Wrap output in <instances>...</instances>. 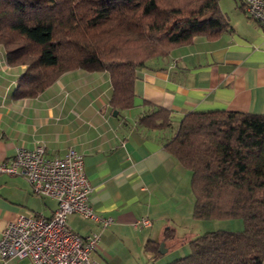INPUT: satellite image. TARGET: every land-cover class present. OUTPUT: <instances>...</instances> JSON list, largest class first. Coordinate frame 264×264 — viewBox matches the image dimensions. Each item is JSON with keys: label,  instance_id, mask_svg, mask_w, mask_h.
Here are the masks:
<instances>
[{"label": "crops", "instance_id": "crops-1", "mask_svg": "<svg viewBox=\"0 0 264 264\" xmlns=\"http://www.w3.org/2000/svg\"><path fill=\"white\" fill-rule=\"evenodd\" d=\"M232 6L233 16L225 17L227 29L215 38L198 35L138 68L133 105L115 114L104 70H68L36 96L14 97L17 78L26 67L9 65L0 45V159L11 157L19 146L39 144L47 157L62 156L69 147L82 154L91 186L89 204L113 221L102 228L72 213L67 225L79 234L99 233L98 250L92 255L99 264H157L163 253L203 233L190 215V172L164 145L188 112L264 114V32L245 12L243 0H234ZM157 106L170 110L169 127L138 122ZM56 205L54 198L34 194L23 176L0 173V236L8 221L22 214L50 217ZM141 217L150 224H137ZM168 227L174 237L165 239ZM149 242L158 244V254ZM28 262L27 257L0 260Z\"/></svg>", "mask_w": 264, "mask_h": 264}, {"label": "trees", "instance_id": "trees-1", "mask_svg": "<svg viewBox=\"0 0 264 264\" xmlns=\"http://www.w3.org/2000/svg\"><path fill=\"white\" fill-rule=\"evenodd\" d=\"M228 22L219 0H0V45L9 65H25L14 97H34L62 73L107 71L113 110L133 105L136 70L198 35L215 38ZM171 125L170 110L139 117ZM190 171L196 220L240 218L237 231L210 230L165 264H261L264 261V114L188 112L165 142ZM174 237L168 227L164 238ZM158 254V244L149 242Z\"/></svg>", "mask_w": 264, "mask_h": 264}, {"label": "built area", "instance_id": "built-area-1", "mask_svg": "<svg viewBox=\"0 0 264 264\" xmlns=\"http://www.w3.org/2000/svg\"><path fill=\"white\" fill-rule=\"evenodd\" d=\"M243 1L247 15L264 32V0ZM0 173L23 176L34 194L57 202L50 217L22 214L7 222L0 236V260L27 257L28 264H99L92 256L98 250L99 233L83 235L67 225V216L72 213L93 220L102 228L113 221L89 204L91 186L81 153L69 147L62 156L47 157L43 144L33 148L19 146L11 157L0 159ZM136 222L150 224L146 217Z\"/></svg>", "mask_w": 264, "mask_h": 264}, {"label": "rangeland", "instance_id": "rangeland-1", "mask_svg": "<svg viewBox=\"0 0 264 264\" xmlns=\"http://www.w3.org/2000/svg\"><path fill=\"white\" fill-rule=\"evenodd\" d=\"M233 2H234V0H219L220 8L222 9V13L224 14L225 17H232L233 16V14H234L233 6H232ZM189 177H190V175H189ZM189 189H190V181H189ZM190 215L192 216V211H191ZM198 221L199 220H196V228L200 227V230H202L201 232H206V231H210V230H217V229L237 231V230H241L243 228L242 220L240 218H231V219H222V220L207 219V220H203L200 223ZM188 223H190V222H188ZM211 223H213V227H207V226H210ZM233 223H240L241 226L236 227V225H234ZM236 228H240V229H236ZM166 241H167V243L172 242V240H166ZM188 252H189L188 244H187V242H185V243H181V244L177 245L174 248H171L168 252L163 253V255H161L160 257H163V260L165 259V263H166V260L171 261L174 258H176L174 256L180 257L183 255H186ZM163 260H157L156 263L158 264L159 262H162Z\"/></svg>", "mask_w": 264, "mask_h": 264}, {"label": "water", "instance_id": "water-1", "mask_svg": "<svg viewBox=\"0 0 264 264\" xmlns=\"http://www.w3.org/2000/svg\"><path fill=\"white\" fill-rule=\"evenodd\" d=\"M113 113L115 114L116 110H114ZM162 247H163V242L160 243V247H159V251L160 252H163Z\"/></svg>", "mask_w": 264, "mask_h": 264}]
</instances>
